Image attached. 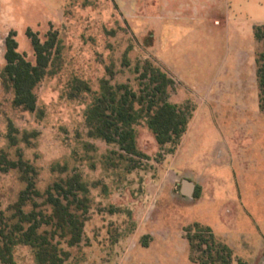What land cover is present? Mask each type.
<instances>
[{"label": "rangeland", "instance_id": "rangeland-1", "mask_svg": "<svg viewBox=\"0 0 264 264\" xmlns=\"http://www.w3.org/2000/svg\"><path fill=\"white\" fill-rule=\"evenodd\" d=\"M13 1L18 6L28 0ZM219 3L210 13L195 0H67L62 20L36 24L14 12L10 0V16L18 17L0 21V72L10 31L17 50L33 64L27 28L41 41L57 31L59 52L34 88L33 112L13 105L10 82L0 78V157L30 164L34 172L25 176L40 193L74 175L86 185L80 242L68 246L54 239L69 253L63 264H198L189 259L183 231L193 222L209 226L231 248L230 264H264V111L258 105L248 100L241 110L239 101L202 102L177 153L178 145H157L144 118L133 125L142 154L89 136L85 118L103 80L139 93L144 85L135 67L145 61L173 79L168 100L193 114L194 85L228 68L234 41L254 40L253 25L264 22V0ZM195 7L206 17L196 16ZM227 17L226 26L212 24ZM10 125L15 144L8 138ZM182 170L206 179L201 199L181 193ZM21 176L17 168L0 167V213L9 225L26 185ZM32 200L37 210L50 213L44 197ZM32 207L30 200L23 210ZM12 256L16 264H36L27 245L14 246Z\"/></svg>", "mask_w": 264, "mask_h": 264}, {"label": "trees", "instance_id": "trees-1", "mask_svg": "<svg viewBox=\"0 0 264 264\" xmlns=\"http://www.w3.org/2000/svg\"><path fill=\"white\" fill-rule=\"evenodd\" d=\"M25 33L34 51L35 63L26 60L17 50L15 33L10 31L4 38L5 64L0 78L10 82L13 105L33 112L36 109L34 88L46 75L52 55L59 52L58 34L55 30H49L47 38L41 41L29 28ZM253 33L257 41L264 42V23L254 25ZM255 64L258 104L264 110V47L256 53ZM135 70L140 71V83L144 85L139 93L127 88L125 84L113 88L106 84V80L102 81L101 91L85 115L89 136L101 138L107 143H116L126 153L142 154L136 147L133 125L144 118L157 145H178L192 113L168 100V87L173 79L149 61H145L142 67L136 65ZM84 88L89 90L86 85ZM136 104L140 107L136 108ZM12 129L10 125L8 138L11 144H15ZM0 167L3 170L19 169L26 184L13 204L11 218L15 219L14 222L10 225L3 223V214L0 213V263L16 264L12 250L14 246L22 244L32 249L36 264H63L69 253L59 246L60 240L55 242L54 239L55 236L65 239L68 246L80 242L88 208L86 185L79 176L74 175L63 184L55 182L40 193L35 189L33 180L25 176L30 171L34 172L33 167L21 157L9 160L1 155ZM198 195L197 188L193 196ZM33 196L44 197L43 203L51 207L50 213L37 210L39 204L32 200ZM30 200L33 207L26 212L23 206ZM183 231L191 252L190 261L198 264L231 263V248L217 240L209 226L193 222Z\"/></svg>", "mask_w": 264, "mask_h": 264}, {"label": "crops", "instance_id": "crops-1", "mask_svg": "<svg viewBox=\"0 0 264 264\" xmlns=\"http://www.w3.org/2000/svg\"><path fill=\"white\" fill-rule=\"evenodd\" d=\"M138 1V0H136ZM175 0H172L174 2ZM199 6L208 5L209 9L208 12H212L217 10L219 7V0H195ZM67 0H28L25 3H18L17 6L14 1L12 0V6L14 8V12H20V14H24L26 20L34 21L37 23H53L63 19L64 17V7ZM10 0H0V21L2 20H13L17 18V14L15 16H10V12L8 10V4ZM180 3V1H178ZM182 4V2H181ZM221 5V4H220ZM197 11V15L199 17H203L202 13H199V10L202 8L195 7ZM229 17L225 18L224 20L214 18L212 20V24L214 26H226L229 24ZM264 22H259L257 24H263ZM256 25V24H255ZM254 26V25H253ZM253 31V27H252ZM254 36V33H253ZM261 41H257L254 37V40H248L246 43L244 41H237L235 40L232 44L230 51H229V59L230 64L225 67V70L220 72L218 76H214L209 78L207 82L201 83V85L197 84L194 87L195 95L197 96L196 99L198 101L197 108L194 110L191 119L187 124L186 131L181 136L180 142L177 146L176 153L180 150V148L184 144V139L186 137V133L191 125V122L200 107L202 102H208L218 99L219 101H239L242 103L241 110H247L248 108V100L254 102L258 105V84H257V77H256V64H255V57L256 53L261 50L260 49ZM168 69V68H167ZM171 74L178 80V82L183 86L179 77L173 73V71L169 70ZM192 90V89H190ZM175 103V102H172ZM177 104V103H176ZM260 109V108H259ZM261 110V109H260ZM264 111V110H261ZM183 176L180 179V191L183 187L182 181L187 180L194 185V189L192 192V196L195 190L200 187L199 195L196 199H201L203 194L207 189L206 179L198 177L197 179L190 177L189 172L182 170L180 175ZM2 264V263H0Z\"/></svg>", "mask_w": 264, "mask_h": 264}, {"label": "water", "instance_id": "water-1", "mask_svg": "<svg viewBox=\"0 0 264 264\" xmlns=\"http://www.w3.org/2000/svg\"><path fill=\"white\" fill-rule=\"evenodd\" d=\"M183 187L181 189V193L187 196H192V192L194 189V185L193 183L187 181V180H183L182 181Z\"/></svg>", "mask_w": 264, "mask_h": 264}]
</instances>
